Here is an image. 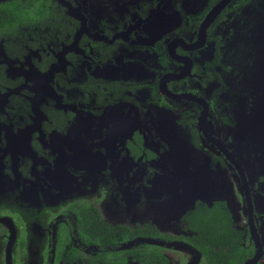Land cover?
<instances>
[{
  "label": "flooded vegetation",
  "instance_id": "obj_1",
  "mask_svg": "<svg viewBox=\"0 0 264 264\" xmlns=\"http://www.w3.org/2000/svg\"><path fill=\"white\" fill-rule=\"evenodd\" d=\"M222 1H0V264H115L83 237L108 226L154 227L198 253L176 237L215 201L252 252L242 264L257 245L264 264V0L212 15ZM219 187L238 223L220 193L201 200ZM187 189L188 234L111 220L179 214Z\"/></svg>",
  "mask_w": 264,
  "mask_h": 264
},
{
  "label": "trees",
  "instance_id": "obj_2",
  "mask_svg": "<svg viewBox=\"0 0 264 264\" xmlns=\"http://www.w3.org/2000/svg\"><path fill=\"white\" fill-rule=\"evenodd\" d=\"M184 221L192 235L176 237L183 239L194 247L200 255V264H242L252 252L241 245L240 233L233 227L232 214L224 201H215L211 206L195 204L185 216ZM90 229L83 233L86 241L94 240L102 248V261L126 264L129 259L138 264H168V257L161 247L153 244L139 245L134 248L121 249L119 246L104 249L105 242L117 245L120 240L142 238L172 239L171 236L159 233L154 227H136L129 229L117 226L100 228L102 233ZM99 236L103 241L97 240Z\"/></svg>",
  "mask_w": 264,
  "mask_h": 264
},
{
  "label": "rangeland",
  "instance_id": "obj_3",
  "mask_svg": "<svg viewBox=\"0 0 264 264\" xmlns=\"http://www.w3.org/2000/svg\"><path fill=\"white\" fill-rule=\"evenodd\" d=\"M189 155V154H188ZM250 165H245L247 166V170L249 172V174L253 173V168H255L254 164L250 161L249 163ZM232 189V188H231ZM237 189V188H236ZM234 189V190H236ZM188 190V189H187ZM216 193L213 196H210L208 194V191L206 190V192H200L199 196L202 198L201 200L203 201L205 199L204 202L210 203L212 200L219 198L218 195L219 193L221 194V198L224 199H228V203L231 206L230 209L233 212L234 215V220L236 221V223H238V221L241 219V216H238V210L236 207L237 202H230V194L228 193V195L226 194L224 189H221L220 187L218 189H215ZM233 189H232V195H233ZM187 202H186V206H182L180 209L179 214H176L173 216V214L168 215V214H164L162 213V218H160V220H156V218H153L155 216V209H156V205L155 208L153 209V217H149V216H144L141 214V211L143 209H139L140 211H136V214H122L121 217L117 214V213H113L110 217L111 220L119 223V224H128L133 226L134 224L138 223H142L144 221L147 222H154L156 227L164 233H169V234H173V235H179V234H188L187 232H184L181 228V223H180V214L182 213V211H184V209L191 207L194 200L196 199L191 190H188L187 192ZM165 210L167 211V205L165 204ZM148 217V218H147ZM144 243H148V244H155V245H160V246H164L165 249V253L169 258V264H199V254L193 249L191 248L189 245L183 243V242H176V241H167V240H163V239H144V238H140L137 239L131 243L126 244L125 248H130L132 246H136L139 244H144ZM129 264H137L134 262L129 261Z\"/></svg>",
  "mask_w": 264,
  "mask_h": 264
},
{
  "label": "water",
  "instance_id": "obj_4",
  "mask_svg": "<svg viewBox=\"0 0 264 264\" xmlns=\"http://www.w3.org/2000/svg\"><path fill=\"white\" fill-rule=\"evenodd\" d=\"M0 1H2V0H0ZM226 1H228V0H223L221 3H219L217 5V7L212 11V15L216 14L220 10V8L222 7L223 3H225ZM212 15L208 16V20L212 17ZM241 175H242V179L245 178L242 168H241ZM252 232H254V229L252 230ZM257 246H258V248H257L254 256L252 258L246 260L244 264L254 263L261 256L262 250H261L259 245H257Z\"/></svg>",
  "mask_w": 264,
  "mask_h": 264
}]
</instances>
